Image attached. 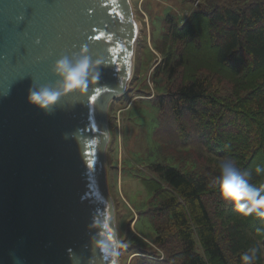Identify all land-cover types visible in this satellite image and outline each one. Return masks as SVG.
<instances>
[{"label":"water","instance_id":"1","mask_svg":"<svg viewBox=\"0 0 264 264\" xmlns=\"http://www.w3.org/2000/svg\"><path fill=\"white\" fill-rule=\"evenodd\" d=\"M137 39L130 0H0V264H104L100 226L117 236L108 113ZM82 46L101 61L96 84L51 114L29 106V89L54 85L51 66Z\"/></svg>","mask_w":264,"mask_h":264},{"label":"trees","instance_id":"2","mask_svg":"<svg viewBox=\"0 0 264 264\" xmlns=\"http://www.w3.org/2000/svg\"><path fill=\"white\" fill-rule=\"evenodd\" d=\"M186 3L189 12L161 16L154 43L160 61L147 107L155 138L162 127L168 140L133 174L154 234L135 244L130 264H242L254 246L264 264V219L236 212L212 185L219 158H229L264 186V172H254L264 167V0Z\"/></svg>","mask_w":264,"mask_h":264},{"label":"rangeland","instance_id":"3","mask_svg":"<svg viewBox=\"0 0 264 264\" xmlns=\"http://www.w3.org/2000/svg\"><path fill=\"white\" fill-rule=\"evenodd\" d=\"M130 2L138 27L133 71L128 91L109 107L110 141L106 153L107 179L115 208L117 236L126 245L124 251L119 249V264H130L135 256L132 254V248L137 246L135 244L148 243L154 234L148 218L140 214L144 211L148 195L133 174L136 168L143 172L145 160L154 158L146 157L149 150L153 151L158 144H165L164 140H168L162 127L159 129L160 138H155L156 111L147 107V101L155 95L151 74L160 61L154 43L160 37L161 16L170 10H177L178 14L187 13L194 7L189 3L182 5L181 0ZM140 101L145 103L140 104ZM222 159L219 158V162Z\"/></svg>","mask_w":264,"mask_h":264},{"label":"clouds","instance_id":"4","mask_svg":"<svg viewBox=\"0 0 264 264\" xmlns=\"http://www.w3.org/2000/svg\"><path fill=\"white\" fill-rule=\"evenodd\" d=\"M100 63L99 59L93 60L89 55L87 46H82L72 56L59 57L51 66V74L56 83L30 88L26 103L40 112L51 114V110L62 97L68 94L83 97L88 88L98 81L97 69ZM218 169L219 175L214 178L212 185L220 198L245 217L264 219V186L257 188L251 184V174L242 171L233 159H222ZM254 172L262 173L264 167L258 165ZM100 227L102 235L96 240L94 251L99 254L104 264H118V250L126 245L111 232L109 223L106 222ZM258 252L259 249L255 246L249 248L241 257L242 264H256Z\"/></svg>","mask_w":264,"mask_h":264},{"label":"snow or ice","instance_id":"5","mask_svg":"<svg viewBox=\"0 0 264 264\" xmlns=\"http://www.w3.org/2000/svg\"><path fill=\"white\" fill-rule=\"evenodd\" d=\"M22 19V18H21ZM97 39H99V37H97Z\"/></svg>","mask_w":264,"mask_h":264}]
</instances>
